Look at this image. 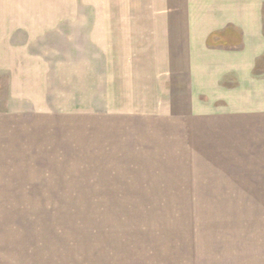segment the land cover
<instances>
[{
	"label": "crops",
	"instance_id": "obj_1",
	"mask_svg": "<svg viewBox=\"0 0 264 264\" xmlns=\"http://www.w3.org/2000/svg\"><path fill=\"white\" fill-rule=\"evenodd\" d=\"M67 4L95 3L0 0V79L7 87L0 172L21 164L31 173L34 148L45 157L38 164L48 166L54 155L59 161L65 143L56 134L67 115L49 103L88 101L91 134L111 135L100 147L92 136L90 141V164L98 167L104 188L0 189V198L7 199L4 205L0 200V264H200L194 206L199 196L156 187L195 178L201 105L191 97L194 85L212 79L229 87L255 78L258 58L244 73L241 53L229 50L242 45V26L230 21L222 31L205 32L178 15H51V5ZM109 101L135 102L137 108H111ZM98 102L101 108L94 109ZM27 118L30 130H18V120ZM34 118H42L35 124L43 136L53 123L49 118L57 127L51 137L42 136L41 146L27 138L21 151L15 136L35 133Z\"/></svg>",
	"mask_w": 264,
	"mask_h": 264
},
{
	"label": "rangeland",
	"instance_id": "obj_2",
	"mask_svg": "<svg viewBox=\"0 0 264 264\" xmlns=\"http://www.w3.org/2000/svg\"><path fill=\"white\" fill-rule=\"evenodd\" d=\"M84 1L90 0H81L83 3ZM92 2L95 3L92 6L51 5L49 10L51 15L63 14L66 17L97 14L115 19L126 16L130 19L138 17L152 20L153 15H178L175 17L180 21L186 16L187 19H193L195 25H203L202 31L205 32L213 28L222 31L226 28L224 24L230 21L242 26V45L229 50L241 53L244 73L251 64L249 62L258 58L255 78L238 85L231 82L229 87H224L223 82L213 85L212 79L194 85L191 97L195 104L201 105L200 119L197 120L195 129V178L191 184L176 182L156 188L193 190L199 196L194 199V206L200 264H264V0H173L171 5L169 0ZM143 24L149 30L148 22ZM218 57L222 61V56ZM209 59L211 62L217 61L214 55H210ZM6 88L3 77L0 79V114L7 110ZM223 97L229 102L220 101ZM109 104L111 108H137L135 102L109 101ZM49 105L52 110L62 111V114L67 115L66 118L60 117V136L56 134L60 143H65L64 149L60 145L59 161L58 156L54 155L50 157L52 163L48 166L38 164L45 157L40 149L34 148L32 172L26 173V166L21 164L11 166L9 170L3 169L0 172V189L104 188L97 181L100 178L98 167L90 164V141L93 137L94 143L100 147L111 135L107 132L91 134L88 116L91 103L64 100L50 102ZM92 105L95 106L94 109H100L102 103ZM41 108L45 109V106ZM40 119L42 118H34L32 125L35 133H28L26 137L25 134L15 136L17 147L22 148L21 151L27 147V138L28 141L31 138L35 147L41 146L39 141L43 134H40L39 126L35 124ZM48 121L53 123L50 124L51 128L47 127L49 134L46 132L44 138L51 137L52 131L57 127L56 119L49 118ZM18 122V130H30L27 129V125L31 126L29 118L19 119ZM126 122L129 123L130 119H126ZM0 125L3 127V120ZM56 161L60 162L59 166ZM102 169L107 167L102 166ZM15 176L16 180H10ZM19 178L21 179L18 180ZM104 186L106 188V183ZM107 188L123 187L108 183ZM0 200L4 205L7 199Z\"/></svg>",
	"mask_w": 264,
	"mask_h": 264
}]
</instances>
